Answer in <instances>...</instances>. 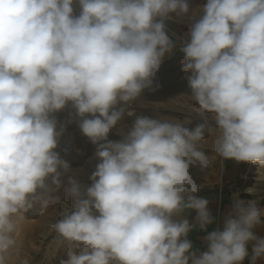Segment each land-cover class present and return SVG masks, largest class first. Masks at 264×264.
Listing matches in <instances>:
<instances>
[{
    "label": "clouds",
    "instance_id": "9594fccd",
    "mask_svg": "<svg viewBox=\"0 0 264 264\" xmlns=\"http://www.w3.org/2000/svg\"><path fill=\"white\" fill-rule=\"evenodd\" d=\"M189 11L188 0H0V264L22 214L71 169L55 115L69 104L97 163L89 186L68 178L72 210L53 225L70 245L59 264H242L249 242L250 264L264 258L257 201L235 200L205 251L188 239L214 223L191 172L209 163L200 150L208 115L219 157L264 168V0L198 9L180 51L202 123L137 115L109 139L176 48L166 21ZM185 210L195 224L175 218Z\"/></svg>",
    "mask_w": 264,
    "mask_h": 264
},
{
    "label": "rangeland",
    "instance_id": "374dc122",
    "mask_svg": "<svg viewBox=\"0 0 264 264\" xmlns=\"http://www.w3.org/2000/svg\"><path fill=\"white\" fill-rule=\"evenodd\" d=\"M183 60L184 58L181 62L171 63L166 68H162L165 63L160 66L154 77L155 90H144L129 108L130 115H125L110 131L109 139H121L119 131L127 130L137 115L180 121L190 119L191 123L185 125L190 129L203 122L201 115L195 110V102L190 98L186 73L181 70ZM55 115L65 129L59 139L57 151L63 159L70 162L71 169L61 177L62 185H50L51 190L41 192L40 198L33 202V207L22 214L23 219L13 234L16 246L11 250L9 264H22L25 259L29 264H59L70 245L60 239L53 225L72 210L71 197L65 192L68 178L74 177L84 186L91 184L89 177L97 163L94 155L96 146L81 133L78 118L75 117L70 104ZM208 120L209 128L206 129L205 142L200 149L209 157L208 166L201 170L199 165L194 163L191 169L194 179L202 186L200 189L218 187L225 190L229 187L228 189L235 192L237 199L246 203L257 201L258 206L264 208V168L250 162H242L233 181L225 184L223 177L227 161L215 152L214 121L210 115ZM45 200H48L47 206L44 205Z\"/></svg>",
    "mask_w": 264,
    "mask_h": 264
},
{
    "label": "crops",
    "instance_id": "0c3cea01",
    "mask_svg": "<svg viewBox=\"0 0 264 264\" xmlns=\"http://www.w3.org/2000/svg\"><path fill=\"white\" fill-rule=\"evenodd\" d=\"M190 4V11L186 16H176L174 19H170L166 21V26L173 31L178 37L187 38V32L190 29L191 25L195 22L196 19H199L202 12L198 11L200 6L206 3V0H188ZM74 8L76 10V14H78L79 9L78 5L74 4ZM169 36L173 39L176 44V48L174 49L171 55H167L162 63H167L172 58H174L173 63L176 61L181 62L183 59V53L180 51L181 43L177 37H173L169 34ZM224 167V183H229L233 181L236 173L240 168V164L242 162H236L234 160H226ZM229 188V187H228ZM227 187L225 190H221L220 188H203L199 189V191L195 194L198 197L206 198L209 201L208 208L214 217V223L207 226L206 231L200 230L199 226L193 227L192 231L188 234V239L191 240L193 245V251L202 252L207 249L206 241L204 237L217 228H222L224 218L229 213L232 208L233 202L237 200L235 192ZM196 211L195 210H185V212L181 213L177 219L187 218L190 224L196 223ZM262 223L257 225L253 231L258 236H264V217L261 218ZM253 243L249 242L247 245L249 256L245 258L242 264H250V257L253 254ZM257 264H264V258H261L257 261Z\"/></svg>",
    "mask_w": 264,
    "mask_h": 264
},
{
    "label": "built area",
    "instance_id": "2783aa9c",
    "mask_svg": "<svg viewBox=\"0 0 264 264\" xmlns=\"http://www.w3.org/2000/svg\"><path fill=\"white\" fill-rule=\"evenodd\" d=\"M175 14H171V19H174ZM167 31L168 34H170L173 37H177L180 41V43L182 44L187 38H182V37H178L173 31H171L168 27H167Z\"/></svg>",
    "mask_w": 264,
    "mask_h": 264
},
{
    "label": "trees",
    "instance_id": "16d2710c",
    "mask_svg": "<svg viewBox=\"0 0 264 264\" xmlns=\"http://www.w3.org/2000/svg\"><path fill=\"white\" fill-rule=\"evenodd\" d=\"M174 58H172L170 61H168L167 63H165V65H163L162 68H166L168 65H170L171 63H173Z\"/></svg>",
    "mask_w": 264,
    "mask_h": 264
},
{
    "label": "bare ground",
    "instance_id": "6f19581e",
    "mask_svg": "<svg viewBox=\"0 0 264 264\" xmlns=\"http://www.w3.org/2000/svg\"><path fill=\"white\" fill-rule=\"evenodd\" d=\"M60 239H61V237H60Z\"/></svg>",
    "mask_w": 264,
    "mask_h": 264
}]
</instances>
